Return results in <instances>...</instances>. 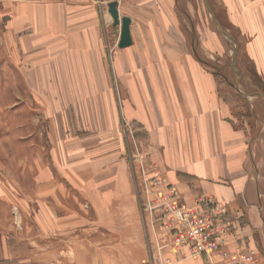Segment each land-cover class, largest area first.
<instances>
[{
  "label": "crops",
  "instance_id": "crops-1",
  "mask_svg": "<svg viewBox=\"0 0 264 264\" xmlns=\"http://www.w3.org/2000/svg\"><path fill=\"white\" fill-rule=\"evenodd\" d=\"M113 1L119 15L131 20L132 44L124 49L117 47L119 30L108 13ZM221 2L242 8L248 1ZM251 2L260 10L254 26L260 24L262 32L264 0ZM176 5L177 0H0V55L14 69L45 78L52 160L35 164L30 201L51 212L68 210L72 196L65 180L73 179L75 188L85 184L77 190L85 200L98 201L97 208L125 201L133 215L136 152L185 200L204 196L224 203L241 243L264 246V147L238 126L222 83L201 61L190 34L178 27L185 21ZM253 61L264 73L261 53ZM71 137L78 138L73 148L66 142ZM74 147L88 154L84 167L63 161ZM165 258L170 264H208L204 257ZM260 258L256 263L264 264Z\"/></svg>",
  "mask_w": 264,
  "mask_h": 264
},
{
  "label": "rangeland",
  "instance_id": "rangeland-1",
  "mask_svg": "<svg viewBox=\"0 0 264 264\" xmlns=\"http://www.w3.org/2000/svg\"><path fill=\"white\" fill-rule=\"evenodd\" d=\"M206 1L218 23L237 41L235 72V45L220 33L204 0H177L176 15L185 21L178 27L190 34L201 61L222 83L221 92L238 126H244L255 144L264 147V100L250 96L258 91L264 93V73L257 71L253 61L254 54L261 53L264 65V29L258 32L262 26H254L260 10L250 4L252 0H246L242 8H225L222 0ZM2 30L0 25V35ZM44 79V74L14 69L0 55V264H159L158 254L152 250L147 207L153 174L146 172L151 165L141 161L136 152L133 215L125 201H105L100 204L104 208H97L98 201L85 200L77 190L84 191L85 184L75 188L73 179L65 180L72 196L68 210L49 212L30 201L35 164L52 160ZM34 80L40 85L37 88L30 87ZM66 142L76 146L78 138H67ZM74 148L63 154V161L71 167H84L88 160L84 163L83 157L88 158V154ZM83 178L86 179L84 176L79 180ZM252 245L256 263L264 257V246Z\"/></svg>",
  "mask_w": 264,
  "mask_h": 264
},
{
  "label": "built area",
  "instance_id": "built-area-1",
  "mask_svg": "<svg viewBox=\"0 0 264 264\" xmlns=\"http://www.w3.org/2000/svg\"><path fill=\"white\" fill-rule=\"evenodd\" d=\"M148 168L146 172L153 177L147 207L152 250L158 254L159 264H170L166 254L181 259L204 257L210 264L255 263L256 251L241 243L243 236L224 203L204 196L187 201L155 166Z\"/></svg>",
  "mask_w": 264,
  "mask_h": 264
},
{
  "label": "water",
  "instance_id": "water-1",
  "mask_svg": "<svg viewBox=\"0 0 264 264\" xmlns=\"http://www.w3.org/2000/svg\"><path fill=\"white\" fill-rule=\"evenodd\" d=\"M204 3H205V6H206L210 16L212 17V19L214 21L216 27L220 31V33L223 35V37H225L227 40L233 42L235 45L234 54H233V58H232V69L235 72L236 56L238 53L237 41L235 39H233L231 36H229V34H227V32L218 23V21L216 20V18L214 16L212 9L209 7L206 0H204ZM117 6H118L117 2L113 1V2L109 3L107 7H108L109 16L111 17V20H112V27L119 30L117 47L119 49H124V48L130 47L132 44L131 35H130L131 20L128 17H120L118 10H117ZM250 96H257V97H260L262 100H264V94L262 92H259V91L253 95H250Z\"/></svg>",
  "mask_w": 264,
  "mask_h": 264
},
{
  "label": "trees",
  "instance_id": "trees-1",
  "mask_svg": "<svg viewBox=\"0 0 264 264\" xmlns=\"http://www.w3.org/2000/svg\"><path fill=\"white\" fill-rule=\"evenodd\" d=\"M228 87H230L227 83H225ZM263 93V92H262ZM264 94V93H263Z\"/></svg>",
  "mask_w": 264,
  "mask_h": 264
},
{
  "label": "bare ground",
  "instance_id": "bare-ground-1",
  "mask_svg": "<svg viewBox=\"0 0 264 264\" xmlns=\"http://www.w3.org/2000/svg\"><path fill=\"white\" fill-rule=\"evenodd\" d=\"M120 17H122V16H120ZM112 21V20H111ZM119 37V36H118Z\"/></svg>",
  "mask_w": 264,
  "mask_h": 264
}]
</instances>
